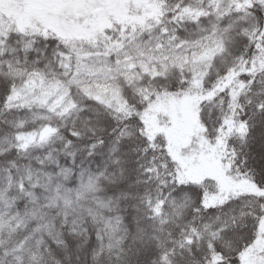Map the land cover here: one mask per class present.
Listing matches in <instances>:
<instances>
[{
    "label": "trees",
    "instance_id": "trees-1",
    "mask_svg": "<svg viewBox=\"0 0 264 264\" xmlns=\"http://www.w3.org/2000/svg\"><path fill=\"white\" fill-rule=\"evenodd\" d=\"M49 1L0 0V264H264V0H70L65 35L9 17ZM32 74L69 109L25 99Z\"/></svg>",
    "mask_w": 264,
    "mask_h": 264
},
{
    "label": "rangeland",
    "instance_id": "rangeland-1",
    "mask_svg": "<svg viewBox=\"0 0 264 264\" xmlns=\"http://www.w3.org/2000/svg\"><path fill=\"white\" fill-rule=\"evenodd\" d=\"M70 0H51L45 4L40 3H25L22 4L14 3L16 11L11 10L9 17L11 20L14 18L19 25L23 27L29 25L34 26L37 23L44 25L53 30L57 29L58 33L65 35L66 33L62 31L59 25L68 24L64 26L65 29L72 28L71 22L61 20L58 17L56 9L62 5L68 6ZM72 3V2H71ZM71 5V4H69ZM15 14V15H14ZM13 16V17H12ZM76 34L78 36L83 35L82 30H77L75 32H69L68 34ZM128 63L132 64L133 59L129 58ZM27 93L24 95L25 99H38L45 103L53 111L65 112L71 106V101L68 99L66 92L56 83H47L39 75L32 74L26 81ZM161 103V107L166 109L167 114L170 116V127H168L165 132L167 133V138L172 140V142L181 143L184 141L188 135L194 130L193 121V98L191 96H184L178 100L171 99L168 104ZM38 138V133L33 132L29 135H24L19 137V140L23 144H30L35 142ZM248 254L243 255L244 264H253L252 261L248 259Z\"/></svg>",
    "mask_w": 264,
    "mask_h": 264
}]
</instances>
